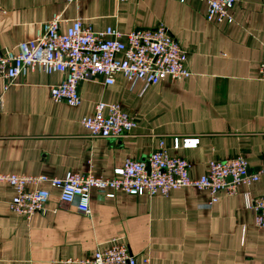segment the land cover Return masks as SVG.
<instances>
[{"label": "crops", "instance_id": "1", "mask_svg": "<svg viewBox=\"0 0 264 264\" xmlns=\"http://www.w3.org/2000/svg\"><path fill=\"white\" fill-rule=\"evenodd\" d=\"M200 0H0V52L32 40L59 14L93 31L122 34L163 25L187 52L190 76L178 82L113 85L92 77L78 87L80 104L56 103L49 88L63 76L28 73L4 94L0 113V173L63 177L67 172L112 178L126 159L145 160L160 141L171 157L200 177L212 160L242 156L249 171L264 167V0H237L230 24L205 21ZM2 81H0V95ZM116 104L137 123L120 140L88 137L80 124L98 103ZM197 139L192 149L172 148V138ZM264 193L258 182L221 192L209 205L205 190L184 188L166 196L113 198L90 193V215L50 192L45 213L26 220L12 213L14 192L0 184V264H77L112 241L124 244L137 264H264V230L255 226L248 199Z\"/></svg>", "mask_w": 264, "mask_h": 264}, {"label": "built area", "instance_id": "2", "mask_svg": "<svg viewBox=\"0 0 264 264\" xmlns=\"http://www.w3.org/2000/svg\"><path fill=\"white\" fill-rule=\"evenodd\" d=\"M76 0H65L72 4ZM125 2L127 0H115ZM184 1V0H178ZM206 6L205 21L213 24L232 22L230 11L237 0H200ZM59 14L44 23L32 40L18 43L0 52V113L4 109V94L28 73L46 75L58 73L63 79L49 88V96L56 103L70 107L80 104L78 87L92 77L102 79L105 86L113 85L116 76H122L131 86L142 83L144 87L157 85L168 79L178 82L191 74L186 67L187 52L168 33L163 25L152 29H136L122 34L110 27L93 31L90 25L75 19L65 31ZM259 79H264V63L259 65ZM90 139H123L136 127L134 118L124 113L119 105L98 103L94 112L80 120ZM197 139L172 138V148L192 149ZM264 167L250 172L242 156L222 161L212 160L198 178L190 174V164L183 158L171 157L163 141L145 160L126 159L114 169L112 178L91 173L79 175L67 172L63 177L0 173V184L8 185L14 192L9 210L28 220L33 215L45 213L52 190L57 191L61 203L72 205L79 214L90 215V193L96 190L101 198H113L122 191L134 197L166 196L170 191L184 188L205 190L212 205L223 192L236 193L240 185L258 182ZM247 207L254 211V224L264 230V193L248 199ZM77 264H137L128 247L112 241L105 249H98L91 257L78 259ZM143 264H149L148 259Z\"/></svg>", "mask_w": 264, "mask_h": 264}]
</instances>
